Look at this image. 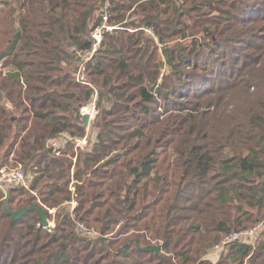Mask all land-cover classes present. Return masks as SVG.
I'll list each match as a JSON object with an SVG mask.
<instances>
[{
  "label": "trees",
  "instance_id": "1",
  "mask_svg": "<svg viewBox=\"0 0 264 264\" xmlns=\"http://www.w3.org/2000/svg\"><path fill=\"white\" fill-rule=\"evenodd\" d=\"M1 2L5 7L0 10V47L5 44V48L0 50V64L16 69L4 75L0 72V160L22 163L31 170L35 174L31 187L36 192L14 188L8 205L12 210L35 203L58 208L64 203L60 194L67 193L71 201L70 191L59 181L67 176L70 181L66 170L72 168L75 142H69L63 155H57L49 141L65 132L74 138L86 133L79 105L88 103L93 89L77 83L78 68L71 70L70 66L71 61L79 60L72 46L80 52L91 48V38H87L90 7L84 0ZM221 2L228 10L215 2L211 7L220 11L223 22L233 28L251 25V31L241 28L243 33L225 35L217 25L211 44L193 41L191 49L180 54L165 49L173 68L187 63L198 70L194 84L187 76L183 81L178 77L179 84L165 91L150 87L144 80L139 82L138 96L127 93L126 85L111 84V77L104 76L108 65L101 58L108 57L102 54L105 45L123 68L129 48H116L114 36L105 32L96 55L100 61L95 57L87 65V80L96 86L95 75H102L103 86L113 97L111 108L103 107L92 123L93 130L99 129V145L85 160L87 164L100 163V170L95 173L96 180H86L79 170L75 172V180L82 183L78 191L87 190L95 203L86 208L88 202L79 199L77 192L75 215L70 214L71 207L61 206L55 214V226L49 230L38 225L40 214L36 210L12 222L0 190V264H172L164 255L184 262L196 252L195 236L204 230L229 235L236 228L230 229V222L240 228L244 219L252 217L251 212L239 210V215H232L233 220L228 219L236 199L246 198L248 206L264 201V186L246 183L264 173L260 172L264 159L259 158L264 148L257 150L255 146L258 130L264 133L260 121L264 117V0L259 5L246 0ZM130 5L128 1L116 5L111 13L113 23L120 22L123 7ZM81 8L86 10L80 12ZM17 12L18 27L13 26ZM102 21L101 17L96 19L93 27ZM136 33H126L128 41H134ZM227 42L240 45L241 50L230 60V51L222 49ZM201 50L213 61L220 58L217 72L208 62L205 66L199 63ZM215 72L219 78L210 84ZM151 77L155 74L148 75L154 82ZM96 89L100 108L105 93ZM168 94L174 97L168 98L164 110L157 114L150 105L156 97L167 98ZM138 99L144 105L143 113L152 116L121 140H105L116 114L130 112L131 103ZM159 107L161 110L162 105ZM134 137L145 142L131 144ZM122 142H128L129 147L119 149ZM245 150L247 154L242 156ZM162 164L167 167L160 177L156 170ZM235 178L246 182L232 183ZM93 231L112 237H93ZM129 235L132 237L127 238ZM135 240L141 246L155 242L162 252L138 250ZM232 245V262L244 264L249 258L250 264H257V260L264 264V244L254 251L239 242ZM198 264L211 263L201 260Z\"/></svg>",
  "mask_w": 264,
  "mask_h": 264
},
{
  "label": "rangeland",
  "instance_id": "2",
  "mask_svg": "<svg viewBox=\"0 0 264 264\" xmlns=\"http://www.w3.org/2000/svg\"><path fill=\"white\" fill-rule=\"evenodd\" d=\"M86 6H89L87 8L90 9L92 20L89 23V29H88V37L91 38L92 31L94 30V24L96 22V19L102 18L105 16L106 13L109 14V18L107 22L110 26H116L111 31H106L109 33V35L114 36L116 43V48L126 46L129 48L128 52V59L126 61L127 65L125 68L120 66V61H117V57L114 56L115 59H113V56L110 55L109 49L105 45V53L103 56L108 57H102V60H105L104 62L107 63L108 66H106V73L104 76H110L111 81L110 83L114 84L115 86H123L126 85L128 92L132 94V96H138L140 93V81L146 80L147 84L150 87L158 88L161 87L163 90H170L171 87L179 84L178 77L185 78L186 76L189 78L192 84L195 83V77L198 75V70L195 69L192 66H188L187 63H181L177 68H173L171 65H169L167 61V54L165 52V49L168 50V53L170 52H177L181 53V51L187 52L189 49H191V44L193 41H196L198 43L204 42V43H210L209 40H212L211 37L215 36V32L217 30V25L220 26V30L225 35H231V33L238 31L237 33H243L242 29L249 30L251 25H243L240 24L236 28H233L231 24H228L226 22H223V18L220 16V11L215 10L211 7L213 2L217 3V6L222 8L223 10H228V8H225L221 1L223 0H84ZM128 1L131 5L123 7L125 8L124 16L120 20L119 23H113L112 20V11L115 10L116 5H119L120 3ZM230 3H232L234 0H229ZM248 3H253L259 5L262 0H246ZM219 2V3H218ZM238 3V1H237ZM85 6V5H84ZM5 7V3L1 2L0 4V10ZM86 10V8H81L80 12ZM234 13V12H233ZM16 21L15 25L13 26L18 27L19 26V13H16ZM79 18V17H78ZM102 21V23H103ZM67 23L72 26V22L68 19ZM102 23L100 25H102ZM151 23V24H149ZM97 27V26H95ZM15 28V27H14ZM209 29V33H206V29ZM233 28V29H232ZM116 29V30H115ZM118 29V30H117ZM126 30V31H125ZM137 31V37L134 41H128L126 37V33L130 32H136ZM219 31V32H221ZM142 32V33H141ZM219 32H216V35L219 34ZM122 34V35H121ZM221 34V33H220ZM222 34V35H224ZM105 35V34H104ZM104 40V39H103ZM222 40V39H219ZM211 44V43H210ZM214 45V43H212ZM215 48L218 45H214ZM3 49L5 48V44L1 46ZM0 47V50H1ZM222 49H227L230 52L227 55V59L230 60L235 54H240V45H233L232 42H227L223 44ZM71 50L76 52L79 60L71 61V70H75L79 67L80 64V58H81V52L78 50L75 46L71 47ZM235 50V51H234ZM211 53V52H210ZM97 55V54H96ZM96 57V56H95ZM111 57V58H110ZM97 60L99 57H96ZM213 57L210 56V54L205 52L204 50H201V53L199 54V63L202 65L208 64L212 65L216 69V72L218 71V66L220 64V58L218 61H213ZM100 61V59L98 60ZM11 66V67H10ZM228 66V64H227ZM16 67L14 65H2L0 64V72L1 74H6L5 72H11L15 70ZM212 75L210 79L212 80L210 84L216 82L218 80L217 74ZM228 74L229 71H226ZM150 73H154L155 77H151L154 82H150L148 75ZM226 76V75H225ZM88 76H85L87 78ZM24 78H22L23 80ZM95 81L97 83L98 89L102 91L104 94V98L102 100V106L98 108V115L100 114V110L103 107L111 108V99L113 97L110 93L107 92V88L103 86L104 84V77L102 75H95ZM183 81V80H182ZM123 90V89H122ZM253 95V91H251ZM174 97L171 94L166 96H158L156 97L155 103L150 105L151 108L156 110V113L159 114L164 110L165 102H167L168 98ZM141 99H138L135 103H131L130 105V112H127L126 114L120 115V112L116 114L114 119H116L114 122H111V134L108 136H105V140H107L109 137L112 139L117 138V140H121L125 134L132 130L134 127L142 124L143 122H146L148 118H150L152 115H147L143 113L142 107L144 105H141L140 102ZM160 105H162L161 110L159 109ZM101 115V114H100ZM262 127L264 129V117L260 120ZM92 129V128H91ZM99 132V129H92L89 132V138L87 147L83 150H79V158L76 168L74 169V180H75V172L79 170V172L86 178V180H96L95 173L99 172L101 165L100 163L93 165V163L87 164L85 163V160L89 158V155L92 149L96 147L98 144L97 139V133ZM85 135H87V130ZM74 137V136H73ZM82 138V137H81ZM139 141L145 142V139H141L140 137H134L132 139L131 144H135ZM101 145V144H100ZM128 142H122L120 145H117L120 149L122 146L129 147ZM145 147L147 146L144 144ZM256 149L259 150L261 148H264V133L260 132L258 130V137L256 142ZM102 147V145H101ZM153 147H150L152 149ZM149 149V150H150ZM117 153V152H116ZM247 154V151H243L242 156H245ZM60 155H63L61 153ZM259 158L264 159V154L262 152L259 153ZM162 161V157L159 159V162ZM166 165L162 164L157 167V172L159 176L161 177V174L165 172ZM71 170V171H70ZM69 171L66 170V172H70V181H68V176L65 178H62L63 180L59 181V185L66 186L68 191L71 190V187L75 188V192L80 195L79 199L83 201H87L86 208L92 203H95V200L93 201L92 198L87 194L89 193L87 190L80 188V191L78 186H81V182L77 183L75 180L73 184H71V174H72V168ZM260 172H264V170H261ZM83 182V180H81ZM236 182H246V180L238 181L237 178L233 179L232 183ZM247 184H253V186H264V173L261 176H254L253 180L246 182ZM259 183V184H258ZM264 195V194H263ZM230 196V193L228 195ZM246 197V195H245ZM60 198L62 200L63 205L58 206V208H55L54 213L56 214V211L58 212V209L63 207H71L70 214L73 213V205L72 203L68 202V194H60ZM72 199V195H71ZM246 198H238L234 201V203L230 206L229 213L232 212V214L228 217L229 220H233L234 217L232 215H239V210H243L246 212H251L252 217L248 220L244 219L242 221V225L240 228H238V225H233L232 222H230L231 227H236L231 234L226 235L222 232H218L215 229H210V232H206L205 230L202 232L201 235L195 236V239L197 241L196 246H194L196 252H194L191 256L190 260L187 261H181V259L177 256H166L168 260L172 259V264H198L201 260H205L208 263L211 264H217L220 261H222V264H238V262H232L231 259H229V254L231 253L232 247L234 243H241V245L249 246L254 251L259 246H262L264 244V201L260 203V201H257L253 206H248L246 204ZM264 199V198H263ZM77 206V200L75 204V208ZM227 212V211H226ZM55 214L53 217V222L55 221ZM75 215V214H74ZM55 224V222H54ZM81 228V227H80ZM83 230V228H82ZM248 232L247 235L241 236L239 239L229 242L227 244H223V242L230 237L232 234L240 233V232ZM148 234V233H147ZM149 235V234H148ZM203 235V236H202ZM93 237H112L111 234H107L104 236L102 233H93L91 234ZM132 237V235L127 236V238ZM147 240V239H146ZM143 241V239H142ZM148 241V240H147ZM156 241V240H154ZM152 244H156L155 242ZM163 244V243H162ZM258 246V247H257ZM220 247H222L220 249ZM174 260H176L174 262ZM249 258L244 259V264H250ZM122 261L127 262L125 259H122ZM257 264H260L261 261L257 260Z\"/></svg>",
  "mask_w": 264,
  "mask_h": 264
},
{
  "label": "built area",
  "instance_id": "3",
  "mask_svg": "<svg viewBox=\"0 0 264 264\" xmlns=\"http://www.w3.org/2000/svg\"><path fill=\"white\" fill-rule=\"evenodd\" d=\"M108 18H109V14L106 13L105 16L103 17L104 21L102 25H97V27H95L94 30L92 31V35L90 39L91 48L81 52L80 64H79V67L76 73L77 83L81 85L89 86L93 89V93L88 103L85 105H82V107L80 108L82 119L86 115L89 116V124L86 127L87 135H85L82 138H74L71 135H69V133L65 132V133L60 134L58 137L51 139L49 141L50 147L53 148V150L56 152L57 155H60L61 153H64L67 150L69 142L71 141L75 142V145H74L75 156L73 157L71 184H73L75 181L73 179L74 178L73 176H74V169H75L76 161L78 158L79 150H83L87 147V143H88L87 140L89 138V132L91 130L92 123L95 120L96 115L98 113V109H97L98 90L93 85V83H91L90 81L87 80V78H85V76H87L88 74L87 65L90 61H93L95 59V56L103 42L105 32L111 31L114 28H116L115 25L114 26L109 25V23L107 22ZM34 175L35 174L31 170L26 168L22 163H12V164H1L0 163V190H4L6 192L7 190H12L16 187V188H23V189H28L32 191L31 184L35 178ZM70 190H71V195H72L71 203L74 209L75 204H76V199H75L76 192H75L74 187H71ZM32 192L36 194L35 191H32ZM47 209L51 214L54 213L53 209H49V208ZM71 215L73 217L74 212L71 213ZM38 225L39 226L42 225L41 222H39ZM53 227H54V222L49 219V226L45 228L51 230ZM93 233H98V232L93 231ZM246 233L248 232L246 231V232L232 234L230 237H228L223 242V244L225 245L229 242L235 241L239 239L241 236L247 235ZM221 248L222 247H220V249Z\"/></svg>",
  "mask_w": 264,
  "mask_h": 264
},
{
  "label": "water",
  "instance_id": "4",
  "mask_svg": "<svg viewBox=\"0 0 264 264\" xmlns=\"http://www.w3.org/2000/svg\"><path fill=\"white\" fill-rule=\"evenodd\" d=\"M79 107L81 108L82 105L80 104ZM83 123H84L85 127L88 126V124H89V116L88 115L83 117ZM9 193H10V191L7 192V196H6V199H5V206H6V209H7L8 213L12 216V222L17 221L22 216L27 214L29 211L36 210L40 214L41 224L44 227H48L49 226L48 212H47V210L45 208H43L42 206H40L38 204H32L31 206L26 207V208H19L17 210H12L9 207V205H8ZM135 242H136L138 250L145 251V252H156L157 254H160V252H162V247L160 245H158V244H151V245H147V246H141V245H139L137 240H135Z\"/></svg>",
  "mask_w": 264,
  "mask_h": 264
},
{
  "label": "crops",
  "instance_id": "5",
  "mask_svg": "<svg viewBox=\"0 0 264 264\" xmlns=\"http://www.w3.org/2000/svg\"><path fill=\"white\" fill-rule=\"evenodd\" d=\"M9 65H10V64H9ZM10 67H11V66H10ZM0 163H1V164H7V163H6L5 161H3V160H0ZM15 188H16V187H15ZM31 189H32V187H31ZM26 190H28V189H26ZM2 191H3L4 194H5L4 197H3L4 205H5V199H6V196H7V192H8V191L11 192L12 190H7L6 192H5L4 190H2ZM28 191L32 192V191H34V190H32V191H31V190H28ZM35 193H36V192H35ZM9 194H10V193H9ZM8 199H9V196H8ZM68 202H69V201H68ZM70 203H71V201H70ZM35 204H37V203H35ZM38 205H39V204H38ZM40 206H42L43 208H45V209L47 210V212H48V219H50V220L52 221L55 213L51 214V213L48 211V209H47V208H49V207L43 206V205H41V204H40ZM5 207H6V206H5ZM49 209H53V210H55V208H49ZM73 212H74V209H73ZM49 214L52 215L53 217H50ZM40 222H41V221H40ZM54 222H55V221H54ZM54 226H55V224H54Z\"/></svg>",
  "mask_w": 264,
  "mask_h": 264
}]
</instances>
